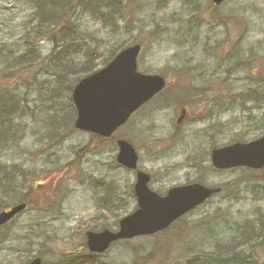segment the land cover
I'll return each instance as SVG.
<instances>
[{
    "label": "rangeland",
    "instance_id": "1",
    "mask_svg": "<svg viewBox=\"0 0 264 264\" xmlns=\"http://www.w3.org/2000/svg\"><path fill=\"white\" fill-rule=\"evenodd\" d=\"M128 2L116 27L79 8L69 14L97 67L135 42L138 70L166 80L162 93L102 139L73 127L74 76L56 83L57 69L46 59L52 34L35 35L28 0H0V89L20 97L11 133L0 139V179L13 176L0 188V210L32 201L0 228V264L56 260L79 248L86 230L114 229L135 208V172L116 163L117 138L133 145L137 168L160 194L191 182L221 190L165 231L113 244L104 261L185 264L264 212V169L216 170L210 163L212 148L264 133V94L260 102L250 96L264 92V0ZM182 107L188 114L177 122ZM255 242L253 254L264 264V241Z\"/></svg>",
    "mask_w": 264,
    "mask_h": 264
},
{
    "label": "water",
    "instance_id": "2",
    "mask_svg": "<svg viewBox=\"0 0 264 264\" xmlns=\"http://www.w3.org/2000/svg\"><path fill=\"white\" fill-rule=\"evenodd\" d=\"M225 0H212L219 5ZM139 44L119 51L101 69L82 77L72 89L71 99L76 110L74 128L108 138L126 122L129 116L160 92L165 79L158 74H145L137 70ZM116 162L129 169L137 167L138 155L131 143L116 140ZM210 161L217 170L235 167L264 168V134L247 142H234L210 151ZM149 174L137 170L133 184L136 208L118 221L114 230L104 228L84 233L89 252L100 254L112 243L152 235L166 229L173 221L202 204L219 192V187H207L194 182L170 187L163 196L148 188ZM18 203L0 211V226L24 210ZM26 264H41L34 257Z\"/></svg>",
    "mask_w": 264,
    "mask_h": 264
},
{
    "label": "trees",
    "instance_id": "3",
    "mask_svg": "<svg viewBox=\"0 0 264 264\" xmlns=\"http://www.w3.org/2000/svg\"><path fill=\"white\" fill-rule=\"evenodd\" d=\"M28 2L33 11L31 20L34 21L35 35L41 33V37H43L45 33L52 34L54 44L52 50L46 54V59L50 65L57 69L56 83H61L59 79L66 78L70 74L77 82L81 77L91 74L98 68V64L94 63L92 52L82 49L80 43L82 32L78 30V25L72 20L73 15L69 14L79 8L99 23L116 27L118 21L125 18V15L122 14L129 4L128 0H28ZM49 30H52V33H49ZM123 47L125 46L114 50L110 57L103 60L102 65H105ZM79 52L82 53L81 56H79ZM14 92L9 93L5 89H0V139L4 134L11 133V128L14 126L10 117L20 105L18 100L20 97ZM256 94L258 97L256 101L260 102L259 95H263L264 92L262 90L250 91V96L253 99ZM236 141L240 140L236 139ZM12 178V175L9 177L7 172H3L0 188L4 189L5 185L10 186ZM20 201L26 202L27 208L32 205L29 198ZM259 238L262 239V242L264 241V212L257 213L251 221H245L238 228L237 236L230 241L217 243L212 251L206 252L202 256H193L185 264H259V260L253 254V251L258 248V245L254 243ZM245 246H249L251 252L246 253ZM103 255L89 252L83 243L79 248L64 253L56 260L48 262L45 260L42 264H114L101 259Z\"/></svg>",
    "mask_w": 264,
    "mask_h": 264
},
{
    "label": "flooded vegetation",
    "instance_id": "4",
    "mask_svg": "<svg viewBox=\"0 0 264 264\" xmlns=\"http://www.w3.org/2000/svg\"><path fill=\"white\" fill-rule=\"evenodd\" d=\"M188 110H187V108H185V107H182L181 109H180V114H179V116H178V120H177V122H180L183 118H185V116L188 114V112H187ZM150 175V174H149ZM151 175H150V179H149V183H150V181H151Z\"/></svg>",
    "mask_w": 264,
    "mask_h": 264
}]
</instances>
